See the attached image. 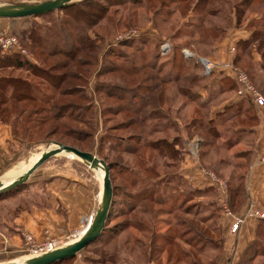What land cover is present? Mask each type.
Here are the masks:
<instances>
[{"label": "rangeland", "instance_id": "1", "mask_svg": "<svg viewBox=\"0 0 264 264\" xmlns=\"http://www.w3.org/2000/svg\"><path fill=\"white\" fill-rule=\"evenodd\" d=\"M43 1L46 0H0V4ZM88 1H76L67 11L56 10L41 16L8 19L4 22L7 25L6 31L18 39L23 50V52L12 50L4 55L11 56L18 53L23 59L47 71L49 69L46 66L54 62L66 63L65 68L50 73L54 76L62 74L67 81L55 91L43 76L22 70L5 68L0 70V76L25 78L40 91V94L53 95L54 101L51 100L50 104L54 106V111L51 115L61 105L70 104L69 106L85 107L87 110L77 112L70 109L72 115L78 116H68L53 121L41 112V108L48 109V107L35 102L30 105L26 103L27 107L19 118L16 114L17 110L15 114L7 115V121L13 128L15 143L11 151L14 155H11V161L6 165L7 167L10 164L7 169L2 171L3 169L0 168V180L20 163L31 160V164L34 163L42 152L53 147L52 141L92 153L98 159L113 165L110 180L114 188V207L111 211L113 216H110L108 222V227L112 230L106 231L96 243L90 244L66 264H109L106 259L110 256H114L117 264H169L168 258H172L170 264H191L192 260L197 264H216L220 261L216 252L215 255L214 252H208L209 254L198 256L195 250L177 239L188 226L180 227L178 222L185 219L189 223L194 221L192 217L184 215L182 210L173 209L174 211L166 212L161 210L163 206L159 203H152L147 198L145 202L142 201L138 209L127 212L128 214L118 211L117 207H123V200L128 198L126 193L157 185L158 179H162L159 194L164 191L168 183L169 188L174 187L176 195H187L190 188L171 174H176V168L180 164L182 166L183 161L180 156L187 155L188 149L191 153L189 155H194L192 160L195 162H197L195 157L202 152L199 154V149H204L206 155H210L206 162H201L205 167V174H212L208 169L212 170V165L215 163L217 165L219 160L226 159L225 163L230 167L218 173V177L214 175V181L217 183L220 184L224 179L234 181L233 179L238 178L239 172L236 171L235 166L240 161L235 159L234 155L249 149L252 143L250 138L244 137L240 145L231 148V144L240 137L232 133L238 127L250 126L248 119L250 113L248 115L242 114L241 111L236 112V117L229 121L217 119L213 122V134H210L205 129L209 127L208 119L213 117L216 106L224 103V98L212 99V103L205 110H201L198 106L199 102H191L181 93L189 88L196 90L204 86L207 92L203 93L204 98L201 96V102L209 93L216 92L215 89L219 85L211 82L213 78L209 77H215L217 74L213 72L212 75H205L199 59L210 58L213 53L212 45L226 37V32H223L224 36L221 37L218 30H230L236 25L238 28L244 27L252 19L258 18L260 13L258 15L257 11L264 12V6L255 2V6L251 9L240 7L243 14L237 20L235 9L240 0H222V2L210 0V4H202L200 6L204 8L199 7L194 11L203 18L200 21L192 10L197 0H186L182 3L177 0ZM86 2L89 6H85ZM211 2L214 3L212 6ZM211 13L216 14L211 15ZM246 30L250 32V29L246 28ZM31 32L42 37L47 36L41 42L52 49L56 47L66 51L71 46H75L79 52L77 51L70 59L56 55L44 64L42 56L38 54L41 53V47L29 42L28 37ZM253 47L247 48L242 54L239 53L242 57L241 64L234 63L245 73L247 63H251L250 54L258 53ZM180 55H183L187 61L183 66L178 65L183 61ZM173 71L192 83L160 82L161 77L172 76ZM219 75L221 74L217 75V79L221 77ZM149 76L157 80H153L148 85L159 84V89L163 91V101L161 100L159 108L164 116L159 117V120H149L147 116L150 115L149 111L152 107L140 105L136 96L145 94L143 90H137V86L145 85L142 79ZM254 86L260 92V86L255 84ZM128 89H134L135 94L133 95ZM61 91L63 96L59 97ZM199 92L202 90L200 89ZM184 105H187V108L182 112ZM2 108L1 106L0 110ZM201 121L205 124V128L199 127ZM55 127H58V130H55ZM160 129L167 130L160 134L152 132ZM48 130L51 136L46 138L45 133ZM138 135L141 136L142 141L131 137ZM179 135L181 137L185 135L190 141V146L181 144V147L175 148L177 149L175 152L171 151V147L170 150L160 148L158 152L151 145L155 139L167 137L170 141L172 136ZM177 139L174 143L178 144L180 141ZM227 140L229 141L225 143ZM158 143L167 148L165 142ZM165 154H174L178 157L172 162V159H167ZM39 168L41 170L33 174L25 184L0 195V264L22 262L25 258L35 255L37 246L41 247L48 241L63 244L61 240L70 236L69 240L72 242L79 233L80 235L83 233L88 224L84 219L80 223V228L69 233L56 234L44 230L40 238L17 224V217L24 212H30L34 207L50 208L51 206L45 192L47 182L32 184L34 179L46 178L48 172L50 174L54 170L64 177L76 173L74 178L81 180L90 178L93 173L96 174L91 172L82 161L68 154L52 157ZM39 184L42 186H37ZM182 191L184 193H181ZM180 201L181 198L178 202ZM56 210L59 214L64 213L61 206ZM209 211L216 217V209L212 208ZM211 231L205 232L209 236L218 237V233L213 234ZM164 234L176 239L173 246L160 241L159 236ZM151 247H159L163 252L160 253L159 250L149 257ZM188 251L191 257L187 259L185 256ZM147 259H150V262ZM260 261L264 263V258H260Z\"/></svg>", "mask_w": 264, "mask_h": 264}, {"label": "crops", "instance_id": "2", "mask_svg": "<svg viewBox=\"0 0 264 264\" xmlns=\"http://www.w3.org/2000/svg\"><path fill=\"white\" fill-rule=\"evenodd\" d=\"M7 20L0 19V30H6L7 25L4 22ZM249 34L250 32L245 27L235 28L233 26L230 30H226V37L214 43L212 47L213 53L211 52V57L208 59L219 63L237 62L236 64H241L242 61L240 59H237L235 62L236 53L231 55L229 50L235 47L237 41L247 39ZM250 61L252 67L251 79L256 86H260V93L264 96V74L258 68V64L263 62L260 54L256 52L250 54ZM214 73L217 75L221 74L219 75L221 76L219 79H217V75L209 78H213L211 82L218 83L219 86L215 89L216 92L225 89L218 96L220 100L224 98V103L216 106L213 117L209 119L216 121L218 119L216 116L226 106L238 105V111H241L242 114L249 115L250 113L248 117L250 126L244 128L246 131L239 134V139L233 143L231 148L240 145L244 137L250 138L252 145L249 149L240 151L237 155H234L235 159L240 161L236 164L237 167L235 166L236 171L239 172V174L237 173L238 178L233 181L235 182L233 183L235 187L229 186L230 180H221L219 184L204 173L205 167L201 162H206L205 160L210 158V155H206L207 152L203 151L204 149H199L198 153L202 152L201 155L195 157L197 162L192 160L194 155H189L190 149H188L186 151L188 154L182 155L183 163L182 166L181 164L179 165L178 174L183 177L190 188L200 192L209 191V197L206 194L205 196L200 194L198 202L208 201L218 209V215L213 221L216 233H218V237H214V240L218 241L217 259L225 264H238L247 250V254L249 256L252 255V257H249L245 264H264L260 261V258H264V235L262 233L258 234V226L261 220L248 213V211L264 212V106H256L239 99L235 91L229 90L225 82L221 80L222 77H226L231 83L230 75L221 71H215ZM200 89L202 92H199V94L201 93L200 95L204 98L203 93H206L207 90L203 87L199 88L198 91ZM216 92L214 93L216 94ZM234 134L236 133H232V135ZM187 140L185 135H182L183 146H190V141ZM14 143L11 127L0 122V168L3 169L2 171L10 165L6 167L7 163L11 161V155H14L11 151ZM225 162L226 159L225 161L224 159L219 160L218 164L212 165V170L208 169V171L210 170L213 175L218 177V173H222V171L230 167ZM222 164L223 168H221ZM38 170L40 171L41 169L37 168L33 174ZM91 172L94 171L91 170ZM72 174L69 175L70 177H64L54 170L50 174L48 172L46 178L40 177L34 179L32 184L37 182L42 183L43 181L47 182V184L44 183L45 192L51 206L50 208L34 207L30 212H24L17 217V224L24 230L31 232L35 237L40 238L44 230H50L56 234L69 233L72 230L80 228V223L84 219L88 223L93 217L99 203L102 184L97 174L93 173L90 175V178H86L85 180L74 178L76 173ZM37 186L41 187L42 185L39 184ZM58 206H61L64 210L63 214L57 212ZM238 220H241V223L236 232L232 233L231 226ZM70 238L68 236L61 241L63 244L70 243ZM250 246L251 249H249Z\"/></svg>", "mask_w": 264, "mask_h": 264}, {"label": "trees", "instance_id": "3", "mask_svg": "<svg viewBox=\"0 0 264 264\" xmlns=\"http://www.w3.org/2000/svg\"><path fill=\"white\" fill-rule=\"evenodd\" d=\"M86 1H88V0H86ZM177 1L182 3L186 0H177ZM209 1L210 0H197L193 4V8H192L193 14L195 13L194 15L196 17H198L200 21H202L203 18L198 16L197 12H194V11H196L199 7L204 8V6H200V5H202V4L207 5L209 3ZM216 1L222 2V0H215L214 2H216ZM88 2H90V1H88ZM88 2L84 3L85 6H89ZM255 2H258L259 5L264 6V0H240L237 8L235 9L236 19L239 20V16L241 14H243L242 11H240V7L245 6L246 9H248V8L251 9L252 6H255L254 5ZM213 4L214 3L211 2V6ZM73 5L74 4H71V5H69L66 8L61 9V10L67 11L69 8H72ZM255 8L256 7H254V9ZM233 10H234V8H233ZM173 12L175 13V9H173ZM257 12H258L257 13L258 15L260 13L258 18L252 19L251 21H249V23L247 25L244 26L245 28L250 29V34H249L248 38L244 39V40H239L235 43V50L237 51V53L235 55L236 56L235 62L237 59L242 60L241 55H239V53L241 52V54H242L243 51H245L247 48H249L251 46H254L253 48H255V50L258 51V53L261 56V59L262 60L264 59V12L263 11H262V13L259 11H257ZM214 14H216V13H213V14L211 13V15H214ZM234 25H236V24H234ZM234 27L238 28V25H236ZM226 30L227 29L218 30V32L220 31L219 35L221 37L224 36L223 32H226ZM45 37H47V36L42 37L41 35H37V34H34L32 32H31L30 36L28 37L30 39L29 40L30 43H32L33 45H38L41 47V49H40L41 53H38V54H40L42 56L44 64L48 63L49 59L56 56V55H61V56H64V57L70 59L78 51V49L75 48V46H71V48L69 50H66V51L63 48L58 49V48L54 47V49H52V48H50L49 45H47V44L44 45L42 43L44 41L43 38H45ZM48 38H50V37H48ZM180 57L182 60V58L184 56L180 55ZM185 63H187V61H185V58H183V61L179 62L178 65L183 66ZM66 66H67L66 63H60L59 64V63L54 62L53 64L46 66L49 69L47 71V70H43L39 65L33 64V63L29 62L28 60L23 59L18 53H15L11 56L0 55V70H4L5 68H10V69H15V70H22V71L28 72L30 74H33V75L43 76V79L55 91L56 90L58 91L61 84L65 83L67 80H65L64 75L61 74L60 76H58V75L54 76L50 73V71L61 70V69L65 68ZM152 67H153V63H152ZM246 67H247L246 73L251 78L252 77L251 76V74H252L251 68L252 67H251L250 62L247 63ZM258 68L264 74V60L262 63L258 64ZM212 73L210 75H212ZM171 74H173V75L172 76L166 75L164 77H161L160 82L165 83V84L174 83L177 81H184V82H191L192 83V81H188V79H184V77H181L179 74L175 73V71H173ZM158 79H159V77H158ZM142 80L145 83V85H142V86L138 85L137 90H141V91L143 90V92H145V94L144 95H136L139 99L138 102L142 106H145V107L151 106L152 107V109L150 108L151 110L149 111L150 115L147 116L149 118V120H159V117L163 118V116H164L163 111H161L160 110L161 108H159L161 100L163 101V91H161L159 89V84L156 85V83H155L154 85H148L153 80H157V79H155V77L149 76V77L142 79ZM221 80H223L222 82H225V85L227 86V88L229 90L232 89L233 91H235L236 85H235L232 78H231V81H232L231 83L229 82L228 79H226V77H222ZM226 83L227 84L229 83V84L227 85ZM203 87H201V88H203ZM176 89H177V91H179L178 88H176ZM128 90L133 95L135 94L134 89H128ZM221 91L223 92V91H225V89L224 90L221 89V90L217 91L216 94L215 93H209L208 97L205 98L204 100H202L201 102H200L201 95L199 94L198 89H196V90L191 89V88H189V90L186 89V91L182 92L181 95H184V97L189 99L191 102H199L198 106L200 107V109L205 110L206 107L212 103V101H211L212 99H216V100L218 99L219 94L221 95V93H220ZM126 93H128V91H126ZM62 94H63V91H61V93L59 94V97H62L63 96ZM53 97H54L53 95L51 96V95H46V94H43V95L40 94V91L37 90L36 87H34L33 84L29 83V81H27V79H25V78L12 77V76H7V77L0 76V108H1V106L3 107L2 110H0V122L9 125L11 127V129H13L12 126L7 121V117H8L7 115L15 114V111L17 110L16 114L19 118L23 114V111H25V109L27 107V105H25L26 103H28L30 105L31 103L34 104L35 102H40L41 104L46 105L48 107V109L43 107V108H41V112H42V114H45V116L49 117V119H51L53 121L61 119V118H65L68 116L69 117L78 116L76 114L72 115V113H70L71 110H76L77 112H80V111L85 112L87 110V108H85V107L79 108V107H75V106H69L70 104L69 105H61L58 109L56 108L57 111L53 115H51L52 112L54 111V106L52 104H50L51 100L54 101ZM241 100H243V99H241ZM244 101L248 102L247 100H244ZM237 106L236 105L226 106L224 108V110L221 113H219L218 116H216V117H218V119L221 118V119L226 120V121H229L232 118H235L237 115L236 112H239L238 111L239 106L238 107ZM183 108L184 109L182 110V112L187 108V105H184ZM32 109L34 110L35 107H33ZM68 110H70V111H68ZM77 114H79V113H77ZM147 117H144V118H147ZM214 121L215 120H213V119H208V126H209L208 128H205V126H204L205 124L202 123V121H201L199 124V127L200 128L203 127V128L208 130V133L213 134V131H214L213 122ZM46 122H47V119H46ZM44 124H46V123H44ZM210 125H212V126L210 127ZM157 127H159L158 124H157ZM166 127H169V126L166 125ZM52 128H54V127H52ZM55 130H58V127H55ZM165 130H167V129H165ZM165 130H163V129L153 130L152 132L156 133V134H158V133L160 134V132H163ZM245 131L246 130H244V128H237V130L235 131L236 134H234V135L239 136V134L241 132H245ZM45 136H46V138H49L51 136L50 130H48L45 133ZM131 137L132 138L135 137L136 140L139 139V141H142V138L140 135L131 136ZM176 138H178L177 140L180 141L179 142L180 144L174 143ZM46 140L52 141L51 139H46ZM120 141L122 142L123 140H120ZM228 141L229 140H227V142ZM52 142H55V141H52ZM158 142H162V143L165 142V145L167 148H164ZM171 144H172V146H171ZM181 144H182V137L179 135V136H172V140H170V141H169V139H167V137H161V138L155 139L154 141H152L151 145L154 149L158 150V152H160V150H159L160 148L162 150H170L169 147H171L172 152H175L177 150L175 148L181 147ZM204 145H206V143H204ZM232 145L233 144H231V146ZM123 149H126V148H123ZM165 155L167 156L166 157L167 159H172V162L175 161L174 159H176V157H178L177 155H174V154L173 155L165 154ZM180 159L182 160V155L180 156ZM177 160H178V158H177ZM105 163L108 165L109 176H110L113 165L110 163H107V162H105ZM178 168H179V166H178ZM178 168H176V174H171V175L176 176V178L178 180H180V182H184L187 185V183L183 179V177L178 174ZM136 172L137 171H135V174H136ZM230 181L231 182L229 183V186L232 185V187H235V184H233L235 182H233L232 179ZM160 185H162V179H160V180L158 179L157 185H150V186L146 187V189L140 188V189H136L135 191H133V193L132 192L126 193L128 196L126 194L125 195H126V197H128L127 199H129V200H127V199L123 200V202H122L123 207H121V206L117 207V210L120 212H124V213L130 212V211H135L136 209H138L142 205V201L145 202L146 198L148 201H150L152 203H159L161 206H163V207H161L162 208L161 210H166V212H170L173 209L182 210L184 215L192 217V219L194 221H191L189 223L188 221H185L186 220L185 219V220H182L181 222H178V225L180 227H185L186 225H188V226L186 229H184V233L182 234V236L177 238V239L180 241H183V243H185L190 249L195 250L198 256L209 254L208 252H214L213 254L215 255V252H217L218 241L214 240L215 236L214 237L209 236V235H207V233L205 231L212 230L211 232L213 234L216 233V229H215L214 224H213V221L216 217H214V215L212 214V212L209 211V209H212V208L214 210L216 209L217 215H218V209L215 207V205H213V204L211 205V203L208 201L207 202H198L199 201L198 199L200 198L199 196H201L202 194H203V196H205V194H206V196L209 197V191L200 192V191H197V190L190 188L187 185L188 188H190L188 190L187 195L186 194L185 195L184 194L176 195L177 193L175 192L174 187L169 188L168 187L169 184L167 183V185H165L164 191L161 194H159L161 191L159 189ZM112 190H114L113 186H112ZM181 193H184V192L182 191ZM180 198H181V201L179 203L178 200ZM190 199H195L196 201H191ZM184 204L186 205L185 207H184ZM113 207H114V192H113L112 204H111L109 212H108L107 223L105 225V228L103 229L101 235L91 244L96 243L103 236V234H105L106 231L111 229L108 227L109 226L108 222H109L110 216L112 215L111 211L113 210ZM257 219L261 220L260 224L258 226V234L262 233L264 235V219H260V218H257ZM212 228H214V230ZM112 237H111V239H112ZM159 239H160V241H162V243L169 245V246H173L175 241H176V239L169 238L165 234L160 235ZM164 244H162V245H164ZM86 248H84L83 250H85ZM249 249H251V246ZM159 250H160V253L163 252V250L159 247H151L149 249V253H148L149 257H151L150 255L152 253L159 252ZM78 254L76 256H78ZM113 257L114 256L108 257L106 259V262H108L109 264H117L118 262L114 261ZM169 257H171V256L169 255ZM185 257L187 259L191 257L190 251H188L186 253ZM249 257L251 258L252 255L249 256L247 254V250H246V252L242 256V258L240 259L238 264H245V262L248 261ZM74 258L62 261L61 263H58V264H66L70 260H73ZM171 259L168 258V260H167L169 264H170V262H172ZM147 261L150 262V259H147ZM191 264H197V262L195 260H192Z\"/></svg>", "mask_w": 264, "mask_h": 264}, {"label": "water", "instance_id": "4", "mask_svg": "<svg viewBox=\"0 0 264 264\" xmlns=\"http://www.w3.org/2000/svg\"><path fill=\"white\" fill-rule=\"evenodd\" d=\"M76 1L81 0H46L38 3H1L0 19L41 16L56 10L64 9ZM62 154H70L74 156L93 171L98 169L103 171L102 193L99 203L85 230L76 238V240H73L72 243L63 244L54 250L32 255L31 257L24 259L21 264H58L62 261L72 259L101 235L107 223L108 212L112 204L113 197L108 165L104 160L98 159L92 153L83 152L77 148L60 143L54 142L52 149L48 148L42 152L38 160H36L24 173L13 179L11 182L3 184L0 181V195L25 184L33 172L45 161ZM3 264L18 263L6 262Z\"/></svg>", "mask_w": 264, "mask_h": 264}, {"label": "built area", "instance_id": "5", "mask_svg": "<svg viewBox=\"0 0 264 264\" xmlns=\"http://www.w3.org/2000/svg\"><path fill=\"white\" fill-rule=\"evenodd\" d=\"M23 52L20 48L19 41L15 36L9 34L6 30H0V55H4L9 51ZM230 53H235V47L230 48ZM199 63L203 68L204 74L209 75L215 71H221L230 75L233 79L236 89L235 94L239 99L247 100L256 106H264V96L257 90L252 83L250 77L243 71L239 70L237 66L232 62L219 63L208 58H200ZM210 178L215 179V176L206 173ZM250 215L255 218L264 219V212L248 211ZM241 220L236 221L231 226V232L235 233ZM82 232V231H81ZM80 236V233L78 234ZM63 244H59L57 241H48L41 247L37 246L36 253L40 254L49 250H54ZM216 264H225L218 261Z\"/></svg>", "mask_w": 264, "mask_h": 264}, {"label": "bare ground", "instance_id": "6", "mask_svg": "<svg viewBox=\"0 0 264 264\" xmlns=\"http://www.w3.org/2000/svg\"><path fill=\"white\" fill-rule=\"evenodd\" d=\"M49 148H53V147H49ZM41 155V154H40ZM40 155H39V157H40ZM63 155V154H62ZM68 155H70V154H68ZM72 156V155H71ZM38 157V158H39ZM74 157V156H73ZM38 158L36 159V160H38ZM75 158V157H74ZM75 159H77V158H75ZM35 160V161H36ZM31 162H32V160L31 161H28L27 163L26 162H22V163H20L19 165H17L16 167H14L12 170H10L7 174H6V176L3 178V179H1L0 181L1 182H3V184H6V183H9V182H11L13 179H15V178H17L19 175H21L22 173H24L27 169H28V167L30 166V164H31ZM33 164V163H32ZM31 164V165H32ZM94 172L96 173V174H98V176H99V178H100V181H101V184H102V178H103V171L101 170V169H98V170H94ZM87 226V225H86ZM85 230V229H84ZM76 240V239H75ZM73 242V241H72ZM72 242H70V243H72ZM26 259V258H25ZM23 262V261H22ZM22 262H17L16 261V263H18V264H21Z\"/></svg>", "mask_w": 264, "mask_h": 264}]
</instances>
